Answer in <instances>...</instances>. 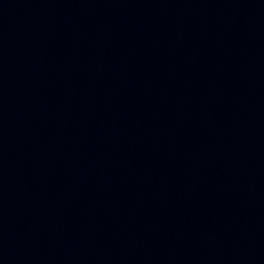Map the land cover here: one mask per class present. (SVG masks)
Segmentation results:
<instances>
[{
	"label": "water",
	"instance_id": "water-1",
	"mask_svg": "<svg viewBox=\"0 0 264 264\" xmlns=\"http://www.w3.org/2000/svg\"><path fill=\"white\" fill-rule=\"evenodd\" d=\"M0 264H264V0H0Z\"/></svg>",
	"mask_w": 264,
	"mask_h": 264
}]
</instances>
